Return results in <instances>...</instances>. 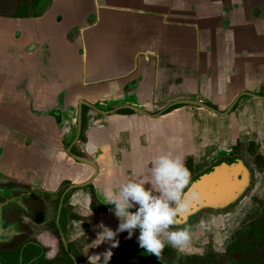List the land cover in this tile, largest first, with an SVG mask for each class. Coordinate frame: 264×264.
<instances>
[{
  "label": "crops",
  "instance_id": "0c3cea01",
  "mask_svg": "<svg viewBox=\"0 0 264 264\" xmlns=\"http://www.w3.org/2000/svg\"><path fill=\"white\" fill-rule=\"evenodd\" d=\"M261 3L0 0V215L11 203L0 237L10 230L19 233L22 221L52 249V257V233L42 231L18 206L34 210L43 203L45 220H50L55 206L59 212L64 205L68 212L93 219L91 227L84 222L68 225L70 241L84 233L79 251L85 259L105 252L111 244L97 245L100 229L94 226L103 222L115 230L119 219L111 209L95 215L91 195L112 207L106 190H118L134 171L146 173L147 162L161 152L183 157L191 176L200 172L202 162L242 159L256 174L260 187L253 197L260 198ZM185 100L212 110L175 105ZM127 106L145 113L124 112ZM81 110L82 138L73 154L70 144ZM245 201L217 220L221 226L207 216L201 228L190 232L189 243L176 247L180 254L199 253L194 240L209 235H215L222 249L215 250L223 252L229 239L227 221H236ZM134 233L139 235V230ZM116 249L111 248L113 254Z\"/></svg>",
  "mask_w": 264,
  "mask_h": 264
},
{
  "label": "clouds",
  "instance_id": "9594fccd",
  "mask_svg": "<svg viewBox=\"0 0 264 264\" xmlns=\"http://www.w3.org/2000/svg\"><path fill=\"white\" fill-rule=\"evenodd\" d=\"M147 172H136L118 186L106 190L107 203L119 219L115 230L103 222L95 225L97 245L110 242L111 248L119 245L118 233L137 236L141 248L158 259L166 245L183 247L191 239L187 227L180 228V216L191 207L195 193L187 191L190 171L184 158L171 152H161L147 162ZM111 248L88 257L89 264H108L113 255ZM101 257L103 258L101 260ZM95 258V259H94Z\"/></svg>",
  "mask_w": 264,
  "mask_h": 264
},
{
  "label": "flooded vegetation",
  "instance_id": "af4514ba",
  "mask_svg": "<svg viewBox=\"0 0 264 264\" xmlns=\"http://www.w3.org/2000/svg\"><path fill=\"white\" fill-rule=\"evenodd\" d=\"M175 105H177V104H175ZM129 110H131V109H129L127 106L125 108L124 112H130ZM131 111H135V110H131ZM135 112H137V111H135ZM80 116H81V131L79 133ZM82 131H83V117H82V110H81L80 115L78 117V121H77V132H76L75 137L73 138V141L70 144L72 147V153L74 152V148L76 147L75 145L82 138ZM72 153H70V154L72 155ZM222 160H224V159H222ZM219 162H222L220 158H219ZM216 163H217L216 160L213 159L211 161L210 160L205 161V164H207V165L204 167L202 165H198L199 167L197 168V170H200V172L196 173L195 175H192V176L190 174V176H191L190 181L194 177L204 173L207 169L216 165ZM249 168L252 170V172L254 174V178H253L254 181L252 183V186H254L255 183L257 182L256 174L254 173L253 169L250 166H249ZM88 188L91 189L92 187L90 186ZM251 190L252 189H250L248 191V193L246 194V196L244 198H242V200L239 201L240 203L244 199L246 200L248 198V196L251 193ZM2 191H3V187L0 186V196L3 195ZM6 193H7V191H6ZM91 199H92L91 209L95 215L100 214L104 210L111 209V207L106 206L104 204H101L96 199L94 192L91 195ZM10 204L11 203H9L7 206L4 205L2 208V211H4V213L1 211L2 214L0 215V226L4 227L5 223H7V221H6L7 214H5V212L10 208ZM0 205H1V202H0ZM236 206H234L235 209H236ZM18 208L20 210L24 211L25 213H27L33 219L35 224H37L38 227L42 231L52 233V237H53L55 245H56L54 247V255L52 257L48 256L49 253L52 251V249L50 247L45 246L39 240V236H37L35 234V231H36L35 229L30 228L28 225L24 224L21 221V223H18L19 226L21 225L20 226L21 231L19 233H17V231L14 232L13 230H10L6 235L3 234L0 237V264H12L13 262L11 261L12 260L11 258L15 257V255H17V254L18 255L16 257H18L19 264H89L88 259H85L83 253H81L79 251V248H80V241L79 240H82L84 238V233H82L79 236V238L75 239L72 242V241H70V239L67 235V231H68L69 223L73 224L74 222L75 223L81 222V224H82V222H84L87 227H91V225L93 224V219L91 217L85 220L84 219L85 217L83 214H79V213L75 212V210L68 212L69 207H65L63 205V207L61 209L59 207V209H60L59 212H58V207L55 206L56 209L54 210V213L52 214V217L50 218V220H47V219L45 220V217L48 215V212H47L45 204H43V203H39L38 205H36V208L34 210H31L29 207H27L26 208L27 210H25L22 206H18ZM19 211H18V214L16 216L17 222H19V220H20L19 219L20 218ZM35 211H37L39 213L38 216L34 214ZM227 212L228 211H226L224 213H227ZM224 213L218 214V213L209 212V211H204V212L200 213L195 219L192 220V225H190L188 227L189 232L195 231L196 229L201 228L203 226V224L206 223L205 218L207 216H209V215L214 216V218L216 219V222H217V220H219L220 217L224 216ZM2 217H3V219H2ZM195 222H197V223L195 224ZM44 227L46 229H44ZM0 230H1V228H0ZM127 235L128 234H126L125 236H121L119 238V245L117 246V249L114 252V254L111 257V260L108 262V264H115V262L117 260L116 256H117V254L121 248H124L127 250L130 247L131 251H132V250H134V247H137V245H139L138 240H137L138 235L136 233H134L130 239L127 238ZM236 236L234 237V239H232V237H230L228 239L227 248L225 250H223V252L229 251V248H230L231 244L234 242ZM202 244H203V242L201 244H198V242L194 241V247H196V249L199 250V253H191V254L189 253V254L183 255V256H187V258H186L187 261H188L189 257L194 255V254L199 255V256L202 255V253H203ZM168 247H169V245L165 246V248H168ZM19 250H20V252H18ZM169 250L171 251V253H174L175 258L179 259L181 257L180 256L181 254L179 252L180 250L178 248L170 246ZM143 262L145 264H148L147 260H145ZM180 262H181V260H180ZM174 264H180L179 260H178V262L174 261Z\"/></svg>",
  "mask_w": 264,
  "mask_h": 264
},
{
  "label": "rangeland",
  "instance_id": "374dc122",
  "mask_svg": "<svg viewBox=\"0 0 264 264\" xmlns=\"http://www.w3.org/2000/svg\"><path fill=\"white\" fill-rule=\"evenodd\" d=\"M260 2L264 6V0H260ZM201 165L204 167L207 164L202 162ZM259 185L260 183L252 187L250 195L243 205H240L242 211L238 213L236 221L232 219L227 221L228 225L231 226L227 225L225 234L232 239L237 235L228 252L216 251L222 249L218 248L215 235H209L198 242V244L203 242L204 251L202 255L194 254L189 257L188 261L186 260L187 256L183 255H180L179 259L175 258L174 253L169 250L170 245L163 249L159 259L137 245L132 251L130 247L127 250L121 248L116 256L115 264H145L143 262L145 260L148 261V264H174V261L178 262V260L180 264H264V188L261 190L260 198L253 197L259 193ZM214 225L221 226L222 222L214 223ZM197 240L198 236L194 241ZM214 247L217 249L215 250Z\"/></svg>",
  "mask_w": 264,
  "mask_h": 264
},
{
  "label": "water",
  "instance_id": "95a60500",
  "mask_svg": "<svg viewBox=\"0 0 264 264\" xmlns=\"http://www.w3.org/2000/svg\"><path fill=\"white\" fill-rule=\"evenodd\" d=\"M178 104L206 107L212 110L198 101L185 100L177 102V105ZM128 108L140 113H145L131 106ZM80 131L81 116L79 133ZM79 161L92 164L82 159H79ZM234 162L235 163L229 161V164L224 162L218 163L190 181L187 191L189 193H195L196 199L193 200L189 210L180 216L182 223L179 224L178 227L188 228L192 225V220L204 211L220 214L232 210L234 206L246 196L248 191L253 187L254 174L252 170L243 163L242 159L235 160Z\"/></svg>",
  "mask_w": 264,
  "mask_h": 264
},
{
  "label": "trees",
  "instance_id": "16d2710c",
  "mask_svg": "<svg viewBox=\"0 0 264 264\" xmlns=\"http://www.w3.org/2000/svg\"><path fill=\"white\" fill-rule=\"evenodd\" d=\"M18 252H20V250ZM17 255H15V257L11 258L12 259L11 261L13 262L12 264H19L18 257H16Z\"/></svg>",
  "mask_w": 264,
  "mask_h": 264
}]
</instances>
